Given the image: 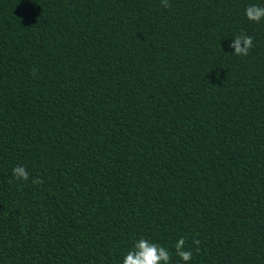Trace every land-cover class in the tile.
Instances as JSON below:
<instances>
[{
  "label": "trees",
  "instance_id": "obj_1",
  "mask_svg": "<svg viewBox=\"0 0 264 264\" xmlns=\"http://www.w3.org/2000/svg\"><path fill=\"white\" fill-rule=\"evenodd\" d=\"M169 3L0 0V264H264V0Z\"/></svg>",
  "mask_w": 264,
  "mask_h": 264
},
{
  "label": "clouds",
  "instance_id": "obj_2",
  "mask_svg": "<svg viewBox=\"0 0 264 264\" xmlns=\"http://www.w3.org/2000/svg\"><path fill=\"white\" fill-rule=\"evenodd\" d=\"M161 3L165 8L171 6L169 0H161ZM245 15L249 21L259 23L264 20V6L249 5L245 8ZM253 46V37L245 34L235 36L229 44V48L233 50L232 53L237 56H247ZM12 175L17 180L28 181L30 179L27 169L21 165L13 167ZM31 183L38 185L44 181L40 178H33ZM193 244L197 245L198 251L199 241L194 240ZM174 250L180 264H190L193 253L186 248V241L183 237L175 243ZM171 259L168 249L147 238H141L135 241L132 249L123 257L121 264H170Z\"/></svg>",
  "mask_w": 264,
  "mask_h": 264
}]
</instances>
